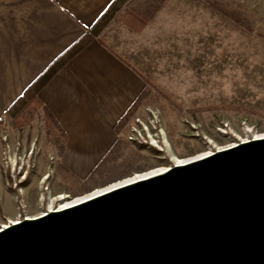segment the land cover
Instances as JSON below:
<instances>
[{
  "label": "rangeland",
  "instance_id": "obj_1",
  "mask_svg": "<svg viewBox=\"0 0 264 264\" xmlns=\"http://www.w3.org/2000/svg\"><path fill=\"white\" fill-rule=\"evenodd\" d=\"M123 7L125 17L131 9L148 19L132 35H105L145 82L118 121L123 142L98 175L80 182L52 160L60 132L42 108L7 115L0 123V227L47 212L61 194L71 200L135 172L170 166L173 155L264 134V0H125ZM156 121L160 148L130 139L133 129ZM7 145L10 156L23 158L13 173Z\"/></svg>",
  "mask_w": 264,
  "mask_h": 264
},
{
  "label": "water",
  "instance_id": "obj_2",
  "mask_svg": "<svg viewBox=\"0 0 264 264\" xmlns=\"http://www.w3.org/2000/svg\"><path fill=\"white\" fill-rule=\"evenodd\" d=\"M0 264H264V136L7 224Z\"/></svg>",
  "mask_w": 264,
  "mask_h": 264
},
{
  "label": "crops",
  "instance_id": "obj_3",
  "mask_svg": "<svg viewBox=\"0 0 264 264\" xmlns=\"http://www.w3.org/2000/svg\"><path fill=\"white\" fill-rule=\"evenodd\" d=\"M112 1L0 0V119ZM123 8L38 93L60 132V147L51 158L80 182L98 175L100 163L123 142L118 121L145 86L142 75L105 40L106 34H134L121 20Z\"/></svg>",
  "mask_w": 264,
  "mask_h": 264
},
{
  "label": "trees",
  "instance_id": "obj_4",
  "mask_svg": "<svg viewBox=\"0 0 264 264\" xmlns=\"http://www.w3.org/2000/svg\"><path fill=\"white\" fill-rule=\"evenodd\" d=\"M124 3L125 0H113L98 17V19L93 23L90 29L88 31H85L78 40H76L70 47H68L60 56L54 59L48 65V67L22 92V94L15 99V101L7 108L5 115L15 117L23 111L32 112L34 110L42 108L43 111L48 115V124H53L54 120L47 112L46 107L43 105L40 97L38 96L40 89L53 76V74L57 72V70L64 66L77 52H79L100 33V31L105 27L110 19L115 16L116 13L122 10ZM127 11V13L125 12L127 17H125V15H122L121 17L122 22L130 31L139 32L147 23L148 19L145 17V15H141L136 11L134 12V10L130 9ZM133 68L138 71L134 66ZM138 72L140 73V71ZM144 88L142 89V92L144 91ZM130 106L128 107V109L130 108ZM124 114L122 115V117L124 116ZM2 120L3 119H0V123L2 122Z\"/></svg>",
  "mask_w": 264,
  "mask_h": 264
},
{
  "label": "bare ground",
  "instance_id": "obj_5",
  "mask_svg": "<svg viewBox=\"0 0 264 264\" xmlns=\"http://www.w3.org/2000/svg\"><path fill=\"white\" fill-rule=\"evenodd\" d=\"M264 136V134H261V135H256L254 136V138H258V137H262ZM163 140L165 142H167V139H166V136L164 134V138ZM224 148V147H222ZM221 149V147L219 148ZM212 151L211 150H205V151H202V152H199V153H196V154H193V155H190V156H186V157H178V156H175L173 155L172 156V159H173V162L176 163V164H179V163H185V162H188V161H191V160H195V159H199L205 155H208L210 154ZM168 168V166H161V167H157V168H153V169H150V170H147V171H144V172H135V174L133 175H130V176H127V177H124L122 179H119L117 181H114L106 186H103V187H100V188H96L94 190H92L91 192L89 193H86V194H83L81 196H78L74 199H71V200H68V199H63V200H57V204L53 207H49L48 206V209L46 211H50V210H58V209H62L64 207H67L69 205H72L74 204L75 202H78L80 200H84V199H87L88 197L90 196H93V195H97L103 191H106V190H109L113 187H117L118 185H121V184H124V183H127V182H131V181H134L136 179H139V178H145V177H148L150 175H154L156 173H159V172H162L164 170H166ZM64 195L61 194L59 195V197H57L58 199L63 197ZM44 212H41L35 216H38V215H42L44 214ZM35 216H32V217H35ZM32 217H26V218H32ZM16 220H13V219H9L6 223L2 224L1 227H5L7 224H10V223H15Z\"/></svg>",
  "mask_w": 264,
  "mask_h": 264
},
{
  "label": "built area",
  "instance_id": "obj_6",
  "mask_svg": "<svg viewBox=\"0 0 264 264\" xmlns=\"http://www.w3.org/2000/svg\"><path fill=\"white\" fill-rule=\"evenodd\" d=\"M158 124V122L156 121V122H153V126L152 127H150V128H152V130L150 129V128H148V126H143V128H142V131L140 130V129H138L139 131H137L136 132V130H134L133 129V132H132V136H130V139H133V140H137V141H139V142H142V143H147V144H150V145H152V146H154V147H157V148H160V145H159V141H158V138H157V136H156V134H158V132L156 131L157 130V128L155 127V125L156 124ZM143 129L145 130L146 129V131H145V133L143 132ZM254 138V137H253ZM7 151H8V153H9V156H8V161H9V165H10V172L11 173H13L16 169H15V167H16V165H17V168L18 169H20L21 168V163L23 162V158L22 157H15L14 156V152H13V157L12 156H10V150H11V147L9 146V145H7ZM31 152H32V150H30L29 152H28V155H30L31 154ZM30 156H28V158H29ZM19 160V164L17 163L18 162V160ZM28 160V159H27ZM27 162V161H26ZM174 163V162H173ZM26 217H28V216H26ZM26 217H23L22 219H17L16 220V222H18V221H21V220H23V219H25ZM15 222V223H16ZM1 228V227H0Z\"/></svg>",
  "mask_w": 264,
  "mask_h": 264
},
{
  "label": "flooded vegetation",
  "instance_id": "obj_7",
  "mask_svg": "<svg viewBox=\"0 0 264 264\" xmlns=\"http://www.w3.org/2000/svg\"><path fill=\"white\" fill-rule=\"evenodd\" d=\"M71 198V195H64L63 197L59 198L58 200L68 199Z\"/></svg>",
  "mask_w": 264,
  "mask_h": 264
}]
</instances>
